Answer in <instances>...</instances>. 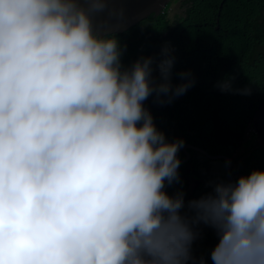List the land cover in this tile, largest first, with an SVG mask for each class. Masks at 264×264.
Listing matches in <instances>:
<instances>
[{
	"label": "clouds",
	"instance_id": "clouds-1",
	"mask_svg": "<svg viewBox=\"0 0 264 264\" xmlns=\"http://www.w3.org/2000/svg\"><path fill=\"white\" fill-rule=\"evenodd\" d=\"M114 2L0 0V264H188L201 223L218 237L212 264H264V144L251 122L261 105L236 149L254 146L250 174L199 199L169 195L189 148L224 160L226 175L231 155L157 129L144 102L170 103L194 81L181 72L172 84L167 46L125 67L126 46L104 27L125 15Z\"/></svg>",
	"mask_w": 264,
	"mask_h": 264
},
{
	"label": "trees",
	"instance_id": "trees-1",
	"mask_svg": "<svg viewBox=\"0 0 264 264\" xmlns=\"http://www.w3.org/2000/svg\"><path fill=\"white\" fill-rule=\"evenodd\" d=\"M174 1L161 14L153 13L115 33L121 46H126L122 64L129 67L141 57L159 61L162 50L169 47L175 58L172 84L183 82L181 72H189L188 79L194 83L170 103L158 102L155 94L144 102L157 129L169 142L181 139L184 145L198 143L209 155H232L240 146L248 118L264 102V0H182L183 16L176 14L172 19ZM154 75L159 76L158 70ZM227 81L232 89L222 91L220 85ZM195 83L201 98L196 102ZM199 113L203 120L208 116V121L200 123ZM187 151L195 174L205 180L201 188L207 190L211 181L223 177L224 160L211 159L192 148ZM184 157L182 147L178 158ZM185 165L178 169L179 182L166 184L169 195L187 190ZM193 227L199 235L192 243L188 264H212L216 231L202 223Z\"/></svg>",
	"mask_w": 264,
	"mask_h": 264
},
{
	"label": "water",
	"instance_id": "water-1",
	"mask_svg": "<svg viewBox=\"0 0 264 264\" xmlns=\"http://www.w3.org/2000/svg\"><path fill=\"white\" fill-rule=\"evenodd\" d=\"M170 1L171 0H115L113 4L109 5V9L124 8L126 10L125 15L123 18L112 17L109 23L104 25V27L111 28L114 34L124 32L153 13L158 15L161 14ZM104 16L107 17L108 13L106 12ZM251 122L256 129L255 131L260 143L264 144V103L261 104L257 114ZM186 150L187 147H184V151ZM212 158H220V156H212Z\"/></svg>",
	"mask_w": 264,
	"mask_h": 264
},
{
	"label": "flooded vegetation",
	"instance_id": "flooded-vegetation-1",
	"mask_svg": "<svg viewBox=\"0 0 264 264\" xmlns=\"http://www.w3.org/2000/svg\"><path fill=\"white\" fill-rule=\"evenodd\" d=\"M176 2L177 0L174 1V3ZM174 3L171 5L170 10L173 7ZM178 5L181 6V2H179ZM193 147H197V146L194 145ZM198 147L200 146L198 145ZM253 147L254 146H250L249 144L244 142L239 150H235L232 153V155L230 156L229 173L228 175H226L224 171V174H223L224 181H235L240 176L248 175L251 173L249 170V167L252 165V161H253L252 151H251ZM226 166H227V163L225 162V169H226ZM185 180L187 183V188L191 192H193L198 199L201 196L211 191V185L206 187L207 190H204V188H201L199 186V185L204 186L205 180L202 176L195 174L192 161L187 162L185 165ZM212 182H216V181H211V184Z\"/></svg>",
	"mask_w": 264,
	"mask_h": 264
},
{
	"label": "rangeland",
	"instance_id": "rangeland-1",
	"mask_svg": "<svg viewBox=\"0 0 264 264\" xmlns=\"http://www.w3.org/2000/svg\"><path fill=\"white\" fill-rule=\"evenodd\" d=\"M182 0H177L176 3H174L173 7L170 10V18L174 19L175 18V14H181V16H183V10L182 8L178 5L179 2H181Z\"/></svg>",
	"mask_w": 264,
	"mask_h": 264
}]
</instances>
